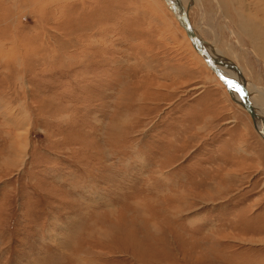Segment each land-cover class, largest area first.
<instances>
[{"label":"rangeland","instance_id":"rangeland-1","mask_svg":"<svg viewBox=\"0 0 264 264\" xmlns=\"http://www.w3.org/2000/svg\"><path fill=\"white\" fill-rule=\"evenodd\" d=\"M187 1L264 89L229 0ZM237 102L161 0H0V264H264V138Z\"/></svg>","mask_w":264,"mask_h":264},{"label":"bare ground","instance_id":"bare-ground-1","mask_svg":"<svg viewBox=\"0 0 264 264\" xmlns=\"http://www.w3.org/2000/svg\"><path fill=\"white\" fill-rule=\"evenodd\" d=\"M166 6L167 3L165 0H161ZM175 1L178 5L182 6L183 8H185V10L187 11V7L185 6V4H188L189 7V2L186 3V0H173ZM193 1V0H192ZM219 2V3H218ZM218 6L222 5L225 6L223 4L222 0H217ZM229 4L230 6L233 7V10L237 11L239 14V17L237 19H240L239 21V27L240 29L244 30L245 33H247V36L249 38V41L255 46V50L258 51V53L260 55L263 56L264 58V0H229ZM193 5V4H192ZM221 6V7H222ZM169 8V6H168ZM191 8V7H190ZM171 10V12H173L174 15H176V17H178L181 26L183 27L186 35L189 37L188 31L185 28V26L183 25V23L181 22V19L179 17V13L175 10H172L171 8H169ZM223 9V7H222ZM223 11V10H222ZM188 13V11H187ZM205 13V12H204ZM189 14V13H188ZM237 14V13H236ZM237 16V15H236ZM190 17V16H189ZM191 20V19H190ZM207 21V20H206ZM238 21V20H237ZM192 23V21H191ZM193 25V23H192ZM238 27V28H239ZM194 28V26H193ZM195 30V28H194ZM232 31V30H231ZM197 36L199 37L201 44L211 53V55H213L215 57V59L220 63L219 67L221 72L225 75L228 76L230 78H234L235 80L243 83L245 85V80L243 79V74L242 71L240 69V67L236 64V62H233L232 60L228 59L227 57H225L222 52L218 49L215 48V46L213 45H209L206 44L204 38L202 39L199 34L196 32ZM244 34V33H243ZM246 36V35H245ZM247 38V37H246ZM190 39V37H189ZM191 40V39H190ZM192 42V40H191ZM193 44V42H192ZM196 52L203 58V56L199 53V51L196 49L195 45L193 44ZM204 59V58H203ZM204 61L206 62V64L209 66V64L207 63V61L204 59ZM211 68V67H210ZM212 69V68H211ZM214 72V71H213ZM215 73V72H214ZM215 75L217 76V74L215 73ZM218 77V76H217ZM219 78V77H218ZM220 79V78H219ZM222 81V80H221ZM223 82V81H222ZM225 84V82H223ZM226 86V84H225ZM246 86V85H245ZM227 87V86H226ZM229 88V87H227ZM252 88V87H251ZM248 89V88H247ZM229 91L231 92L232 96H234V99L236 100L237 103H240L241 105L244 106L243 104V100L240 98V96L229 89ZM249 91V90H248ZM260 91L262 93V95L264 96V89H258V87H256V85L252 88V91H249V95H250V99L251 102L253 104L254 109L262 116L264 117V109L259 107V105L256 103L255 99H254V95L256 92ZM260 104V103H259ZM245 108V106H244ZM247 111V109H246ZM248 112V111H247ZM249 113V112H248ZM250 114V113H249ZM251 116V114H250ZM10 117V116H9ZM252 117V116H251ZM12 118V117H11ZM19 119V118H18ZM17 123H19V125L21 126V124L23 123V121H19L17 120ZM28 123V122H27ZM16 124V122H15ZM18 125V126H19ZM17 126V125H16ZM17 126V127H18ZM29 126V124H28ZM19 128V127H18ZM27 129V128H26ZM25 129V130H26ZM24 130V129H22ZM261 134V133H260ZM20 137H16L14 140L11 141V153H13L16 158H18V156H21V154L23 153V147H20ZM22 144V143H21ZM25 151V150H24ZM25 153V152H24ZM23 155V154H22ZM23 157V156H22Z\"/></svg>","mask_w":264,"mask_h":264},{"label":"water","instance_id":"water-1","mask_svg":"<svg viewBox=\"0 0 264 264\" xmlns=\"http://www.w3.org/2000/svg\"><path fill=\"white\" fill-rule=\"evenodd\" d=\"M169 8L172 10H175L179 13V17L181 19V22L185 26V28L188 31L189 37L192 40L193 44L195 45L196 49L199 51V53L203 56V58L207 61L209 66L212 68V70L217 74V76L224 82L222 77H225L227 79H234L230 78L228 76H225L219 67V62L215 59L213 55L201 44V41L197 34L195 33V30L193 28V25L191 23L189 14L183 8L182 6L178 5L175 1L173 0H165ZM239 82V81H238ZM241 85L245 86L243 83L239 82ZM246 87V86H245ZM246 92L248 95L242 99L243 104L245 106V109L251 114L255 128L259 133H261L262 137L264 138V117H262L253 107V104L250 99L249 91L246 87Z\"/></svg>","mask_w":264,"mask_h":264},{"label":"snow or ice","instance_id":"snow-or-ice-1","mask_svg":"<svg viewBox=\"0 0 264 264\" xmlns=\"http://www.w3.org/2000/svg\"><path fill=\"white\" fill-rule=\"evenodd\" d=\"M227 87H229L230 90L236 92L241 99H244L248 93L246 92V87L241 85L237 80L235 79H227L225 77H222Z\"/></svg>","mask_w":264,"mask_h":264},{"label":"crops","instance_id":"crops-1","mask_svg":"<svg viewBox=\"0 0 264 264\" xmlns=\"http://www.w3.org/2000/svg\"><path fill=\"white\" fill-rule=\"evenodd\" d=\"M205 88H206V87H205ZM205 91H207V89L202 90V92H205Z\"/></svg>","mask_w":264,"mask_h":264}]
</instances>
